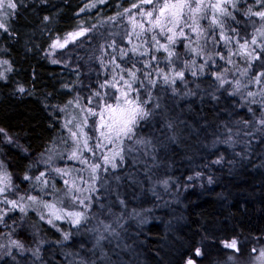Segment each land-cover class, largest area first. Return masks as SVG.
Listing matches in <instances>:
<instances>
[{
  "label": "trees",
  "instance_id": "16d2710c",
  "mask_svg": "<svg viewBox=\"0 0 264 264\" xmlns=\"http://www.w3.org/2000/svg\"><path fill=\"white\" fill-rule=\"evenodd\" d=\"M116 1L111 0L105 12H96L91 15L92 18L88 13L76 15L80 8L79 0H59L53 8L42 4L12 21L13 31L18 33L13 42L7 40L6 43L5 37H0V41L9 49L7 55L15 68L9 84H3L0 80V129L9 132L16 141L10 145H0V157L6 161L8 169L17 168L18 189L22 193H33L30 190L37 189L35 186L38 183L34 178L46 167L51 173L49 164L39 155L42 152L50 151L53 163L74 168L71 162H66L65 155L75 146L69 129L83 125L84 131L89 134L88 144L93 152H89L82 142L80 151L88 162L95 157V163H101L102 154H108L109 148L115 152L117 147H123V158L115 159L116 168L104 164L108 171L105 172L103 168L98 170L100 179L96 183L99 184V194L92 193L91 200H87L91 208L85 209L78 202L67 207L70 212L84 211L88 219L76 225L71 223L73 217L66 215V212L65 219L60 220L49 212L48 206L40 208L53 223H48L41 213H30L23 219L14 213L8 220L15 222L14 229L7 226L3 229L4 233L15 232L27 251L11 252V255L7 254L0 260V264H36L41 260L42 264H79L73 251L96 261L100 253L93 250L97 235L93 229L97 226L103 229L104 223H110L117 229L114 234L104 232L107 236L104 247L120 264H184L190 255L197 259L194 253L196 247L209 251L208 255L198 260L199 264H210L212 259H224L227 252L223 249L227 246L223 241H230L234 236L243 245L241 258L249 256L252 247L264 246V239H258L264 235V132L254 129V125L238 124L236 121L240 117L254 121L264 111V106L259 104L264 82L256 81L260 64L255 63V71L250 70L249 75L243 74L248 62L239 47L235 46V52L230 57L233 61L231 65L226 59L217 57L196 80L191 75L194 69L189 66L185 69L188 85L185 86L183 79L176 80L175 87L181 93L186 87L197 92V83L201 89L207 88L214 83L212 73L225 68L229 69L231 79L240 80L243 87L232 93L230 89L233 85L229 84L226 86L228 91L217 92L221 99L215 101L204 95L203 91L193 96L178 95L172 93L169 86L166 101L168 111L162 109L154 119L141 123L137 128V138L125 140L123 145L117 143L109 146L100 137V142L106 145L102 153L95 144L101 130L99 116L84 111L95 107L94 101L90 104L87 97L91 95V89H98L105 80L110 81L106 88L108 94L114 93L119 97V89L111 83L113 76L119 82L121 76H129L121 69L133 66L140 68L141 72L147 71L142 61L148 59V55L141 56L140 53L131 52V49L139 47L143 52V43L151 41L152 37L150 26L146 31H141L138 26L133 30L132 22L127 19L132 14L137 20L146 21L138 14L141 9H131L121 17L109 19L133 2L125 0L118 5ZM211 2L215 3V0ZM247 3L252 4L253 0H247ZM144 7L150 8L152 5ZM240 7L245 8L246 5L242 3ZM45 15L51 16V20H44ZM238 19L247 23V27L241 31L242 35L254 34L251 21H246L239 13ZM253 19L257 20L258 27V18ZM80 21L90 32L52 52L53 42L67 39L68 33L80 27ZM201 23L206 27L209 20L203 19ZM27 34L30 36L25 37ZM26 40L29 43H25ZM112 41H115L116 48H113ZM179 41L176 47L182 59L191 60L195 53L183 55L187 40L180 37ZM149 47H154V44L149 43ZM121 48L129 53L128 57L120 55ZM229 50H226L222 40L215 48L208 49L210 52H222L225 56ZM159 55L162 57L163 51ZM113 57L118 64H109ZM158 67L172 71L163 62ZM65 76L72 87L62 85ZM19 84L25 86L23 92L18 90ZM136 88L142 89V85L133 83L127 89L129 99H136L132 94ZM152 91L155 95H161L156 88ZM248 92L255 93L251 99L256 104L243 100ZM140 98H144L143 89ZM249 107L254 109V115L249 112ZM85 115L88 116L87 124H84ZM169 118L176 121L175 139H168L171 131L164 127ZM227 128L233 129V132H228ZM237 129L240 130L238 133ZM249 132L253 135H246ZM149 135L154 137L153 143H137V140ZM229 137H234V140L224 143ZM80 138L83 141L84 136ZM153 144L156 145L155 154H152ZM220 155L225 159L216 163V157ZM30 164L34 166L31 169L33 179L26 181L23 176ZM197 172L203 175L196 176ZM46 176L61 187L54 174ZM84 176L80 188L85 198L91 192L90 181H95L96 176L89 167ZM208 176L213 177L212 182H208ZM115 177H120V180L117 181ZM165 179L168 180L167 185L163 183ZM35 194L51 201L54 208V196L45 199L42 193ZM121 198L124 204L120 203ZM101 204L104 205L103 209ZM121 214L122 218L118 219ZM61 229L70 232L71 239L64 240ZM41 240L44 241L40 245L41 256L34 257L32 250ZM57 241L63 243L58 244ZM81 245L85 247L81 248ZM105 264L109 262L105 261Z\"/></svg>",
  "mask_w": 264,
  "mask_h": 264
},
{
  "label": "snow or ice",
  "instance_id": "6c2138e0",
  "mask_svg": "<svg viewBox=\"0 0 264 264\" xmlns=\"http://www.w3.org/2000/svg\"><path fill=\"white\" fill-rule=\"evenodd\" d=\"M242 3L246 5L245 8L240 7ZM145 5H152V7L145 8ZM93 6L95 5H86V7ZM23 7V0H0V29H3L5 33L14 36L18 35V33L13 31L14 25L12 21L17 17ZM131 9H141L138 13L139 16L147 18L146 21L144 19L137 20L134 15L129 14L127 19L132 22L133 30H135L137 26L141 31H146L149 26L152 30L151 41L143 43V52H141L139 47L131 49V52L140 53L141 56L144 54L148 55L149 58L142 61L143 65H145L148 70L141 72V69L135 66L128 69H121L129 73V76L127 78L121 76L119 82H117L115 76H113L111 83L115 85L116 89H119V97L115 96L114 93L112 95L108 94L106 88L110 81L107 80L103 81L98 89H91V95H89L87 99L90 104L94 101L95 107L86 108L84 111L86 113H92L94 116H99V127L101 130L99 136L95 140V144L102 150V153L106 150V145L100 142V137H102L109 146H115L117 143L123 145L125 140H135L137 138V128L141 123L154 119L155 116L160 114L162 109L168 111V104L166 101L168 97L167 89L169 86L171 87V92L178 95L193 96L203 91L204 95L210 96L215 101L221 99V97L217 95V92L229 90L226 87L227 85H233L230 89L232 93L237 92L239 88L243 87L240 80L231 79L229 69L225 68L221 72L212 73V76L215 78L214 83L207 88L201 89V85L197 83V92L194 93L191 88L186 87V90L181 93L180 90L175 87L176 80L177 78L183 79L185 86L188 85L189 81L185 78V69H188L189 66L194 69L191 75L193 79L196 80L201 72L209 68L211 62L217 57L226 59L230 65L233 64L230 57L235 52V46H238L248 62V67L243 69V74L249 75L250 70L255 71L253 65L259 63L260 68L259 71L256 72V81L264 82V0H253L252 4H248L247 0H215V3H212L211 0H140V3L132 4L128 8H124L123 12H118L109 19L121 17L123 14L129 13ZM80 11H83V9ZM238 13L243 15L246 21L252 22L254 34L251 36L247 33L241 34L242 29L247 27V23L238 19ZM253 17L258 18V27L256 26L257 20H254ZM206 18L209 20V23L205 27L201 23V20ZM44 20H51V16L45 15ZM83 24L84 22L80 21V27L67 35L71 36L72 39H76L79 36H84L85 33H89L90 29L84 27ZM237 24H239L240 27H233V25ZM185 29H187V31ZM160 34L163 35L161 36ZM180 37H183L188 42L183 55L186 56L195 53L191 60L182 59L181 52L177 50L176 45L180 42ZM130 39L131 37H129V40ZM221 40L224 42L226 50L230 49L227 56L222 52L208 51L209 47L215 48ZM54 43L59 44V40L54 41ZM67 43L68 41L65 40L64 44ZM149 43H153L154 47L150 48ZM112 45L113 48H116L115 41H112ZM104 51L106 52L107 49H104ZM161 51L164 53L162 57L159 55ZM153 53H157V55H153ZM120 55L128 57L129 53L123 52L121 48ZM101 59H103V57H101ZM161 62L168 65L172 71L169 72L158 67ZM4 63L11 67L10 60L5 61L0 59V64ZM112 63L118 64L115 57H113V60L109 61V64ZM237 71L239 72V69H237ZM138 73H140V75H138ZM0 76L7 79V76L2 72H0ZM133 83L142 85L144 91L143 99L140 98L141 88L132 90V94L136 97L135 100L129 99L127 89H130ZM159 85L163 87H159ZM67 87H72V85H67ZM153 88L160 91L161 95H155L152 91ZM18 90L23 92L25 86L19 84ZM254 96L255 93L248 92L246 96H243V100L246 103L251 100L252 104H256L257 102L251 99ZM261 97L259 104L264 106V92L261 93ZM112 100H116L117 102L110 103L109 101ZM76 103L79 105L78 99ZM173 103H175V101H173ZM249 112L254 115V109L252 107H249ZM87 123L88 116L85 115L84 124ZM236 123L248 126L254 125V129H259L260 132H264V111H262L260 117L255 118L254 121L245 120L243 117H240ZM175 124L176 121L171 118L165 121L164 127L171 131V136L168 137V139H175L176 137ZM226 130L230 133L233 132L231 128H227ZM0 131L5 132L4 138L6 141L9 143L16 142L12 135L6 133V130L0 129ZM79 131L82 132L84 136L82 141L83 146L86 147L89 152H93L92 147L88 144L89 134L84 131L83 125L80 126ZM236 131L238 133L240 130L237 129ZM69 132L77 141L75 148L71 152V156L76 160H80L81 154L77 151L81 146L80 136L77 135L76 132H73L72 129H69ZM161 135H163V133H161ZM246 135L252 136L253 133L249 132L246 133ZM153 140L154 137L149 135L147 138L137 140V143L140 145H147L153 143ZM233 140L234 137H229V139L224 140V143H230ZM247 143L250 144V141ZM55 147H59V145H55ZM25 151H27V149H25ZM107 151L108 154H102L101 163L89 165L91 173L96 176V180L90 181L92 188L88 196L81 198L76 194L75 189L78 185L74 180L71 181V187L65 190L64 194L66 196H74L85 209L91 208V203H86V200H91L92 193L99 194L97 192L99 184L96 183V181L100 179L98 170L103 168V170L107 172L108 169L103 167L104 164H111L112 168H116L117 164L115 163V159L123 158V147H117L115 152H112L110 148ZM155 151L156 145L153 144L152 154H155ZM39 155L44 159L46 164L54 162L51 158L50 151L42 152ZM224 159L225 157L223 155L217 156L216 163H220ZM84 160L87 162V157H84ZM33 167L34 166L30 164L29 170L25 171L23 179L26 181L33 179L31 175V169ZM64 171L65 169L63 168H54L50 173L49 169L46 167L45 170L39 172L34 179L37 183L43 182L47 185L50 181H48L46 174H60ZM195 175L202 176L203 174L197 172ZM115 179L119 181L120 177H115ZM11 180V171L7 168L6 161L0 157V195H3V203L11 204L12 210L20 209L22 213H26L29 208L37 206H48V210L51 212V201L43 200L40 196L35 194L27 195L21 193L17 199H9V196L4 194L7 192L8 186H12ZM207 180L208 182H212L213 177L208 176ZM105 182H107L106 177ZM64 183L68 185L70 182L65 180ZM163 183L167 185L168 180L165 179ZM42 191H46V189H42ZM81 191H83V189H81ZM117 195H119L118 191ZM120 203H125L122 198L120 199ZM100 207L103 209L104 205L101 204ZM9 211L10 209L7 207L0 209V218L4 217ZM111 211L112 209L109 208V212ZM68 215L73 217L71 223L76 225H80L82 220L88 219L84 211L70 212ZM41 217L47 218L44 216V213H41ZM64 218V216L59 217L61 220ZM120 218H122V214L121 217H118V219ZM21 219H23V217H21ZM2 222L3 220L0 219V223ZM48 223H53L51 218H48ZM13 225L15 226V222H13ZM61 231L63 232L64 240L71 239L70 232H64L63 229H61ZM93 231L97 233L95 242L93 243V250H99L100 256L97 257L96 261H92L73 251L72 254L76 256L79 264H97V261H99V264H105V261H108L109 264H120L119 260L113 259L109 250L104 247V242L107 240V236L104 235V232L107 231L114 234L117 229L112 227L110 223H104L103 229L97 226ZM258 239H264V235H261ZM43 243L44 241L41 240L39 244L33 248L34 257L41 256L40 245ZM56 243L62 244L63 241H57ZM11 244L17 246L21 252L27 251L24 243L19 239H13ZM223 244L227 246V248L223 249V251L227 252V255L223 260L219 258L210 260V264H245L241 259L243 255V245L235 236L232 237L230 241H223ZM84 247V245H81V248ZM194 253L197 254L198 259H203L209 254V251H206L203 247H196ZM8 254L11 255V251H9ZM95 254V251H93L94 256ZM36 264H42V260L36 261ZM184 264H197V261L190 255L184 261ZM247 264H264V246H254L250 249Z\"/></svg>",
  "mask_w": 264,
  "mask_h": 264
},
{
  "label": "rangeland",
  "instance_id": "374dc122",
  "mask_svg": "<svg viewBox=\"0 0 264 264\" xmlns=\"http://www.w3.org/2000/svg\"><path fill=\"white\" fill-rule=\"evenodd\" d=\"M59 0H23V4L24 7L21 9V11L18 13L17 17H15L13 20H18L19 15L26 13L27 10H34L35 8H37L39 5L42 4H46L49 5L50 7H54L56 5V2ZM111 0H79L80 3V8L78 10V12L76 13V15H80L83 16L85 14H89L90 17L92 18V14H95L97 12V14H101L103 12H105V7H107L108 3ZM125 0H117V4L121 5ZM128 1H133L132 4H137L140 3V0H128ZM67 2V1H66ZM89 4H93L95 6L93 7H86V5ZM104 7V8H102ZM81 9H83V11H80ZM146 18V17H145ZM147 19V18H146ZM81 20V19H80ZM30 35L27 34L28 37ZM0 37H5V41L7 43V40L10 42H13L12 40H14L17 35H12V34H8L5 33L3 29H0ZM1 40V38H0ZM68 41V43L73 40L71 38V36H68L67 39H65ZM65 40H59V44H56L53 42L52 44V52H56L58 48H60V45H65L64 41ZM29 40H26L25 43H29ZM57 41V40H55ZM9 50V49H8ZM6 46L0 41V59L2 60H10L11 61V67H9L8 64L4 63V64H0V72L4 73L7 76V79H4L3 76H0V80L2 81L1 83L3 84H9L10 82V75L12 74V72L15 70L14 65L12 64V60L11 58L7 55L8 52ZM243 80V78H241ZM63 86L66 88H70L67 87V85H71L69 82L70 81H66V76L63 78ZM73 129V128H72ZM73 132H76L77 135L79 136H83V133L79 131V126H77V129H73ZM7 134L11 135L9 132L6 131ZM5 132H2V136L0 137V145H10L11 143H9L8 141L5 140ZM70 138L71 141L75 143V146L77 144V141L75 140V138L72 136V134H70ZM81 141V138H80ZM82 142V141H81ZM72 147L70 150L67 151L66 158L67 161L66 162H71L74 166V168L68 167V166H60L56 163H51L49 164L50 170L54 169V168H63L65 169V171L63 173L60 174H54L55 177L54 179L58 178V180L61 183V187H57L56 183L51 180L49 184L45 185L43 182H39L38 185H36L35 187L37 189L35 190H30L33 193H25L27 195H32L35 193H42V195H45L43 198L45 199H50L51 196L55 198V206L54 208L52 207V214L59 219L60 216H64L65 217V213H70V211L67 210V207L71 204H73V202H78L74 196H66L65 190L66 188H70L71 187V181H76V184L78 185V187L75 189V192L77 195H79L81 198H84V191H81L82 188H80L81 186H83L82 181L85 180V176L84 173H86V168L89 167L90 164L95 163L94 158H92V161H87L85 162L84 157L81 156L80 160H76L75 158H73L71 156V152L72 150L75 148ZM82 150V144L81 146L77 149V151L80 153V151ZM81 154V153H80ZM56 159V158H53ZM68 164V163H67ZM70 165V164H69ZM11 174H12V180H11V185L12 186H8V190L4 195H8L9 199H17V197L22 193L21 190L18 189V175L16 172L17 168H12L10 169ZM68 180L70 183L68 185H65L64 181ZM49 181V180H48ZM82 183V184H81ZM35 184L34 180H32V185ZM42 189H46V191H42ZM36 195V194H35ZM50 195V196H48ZM44 200V199H43ZM79 203V202H78ZM87 203V200H86ZM80 204V203H79ZM81 205V204H80ZM83 206V205H81ZM3 207H7L10 209V211L8 213L5 214L4 217L0 218L3 220L2 223H0V260H2L8 253L9 251L11 252H20L19 249H17L18 247L15 245L11 244V241L13 239H18L17 235L15 234V232H8L9 234L4 233L5 231L3 230L4 228H6L7 226H11L12 229H14V225L13 222L8 221L9 219H11L12 215L15 213L19 214V217H23L26 216L30 213L34 214V213H43L41 211L40 206L37 207H31L28 209V211L26 213H22L20 209H15L12 210V205L11 204H4L3 203V195H0V209H2ZM82 211V210H81ZM75 212V211H74ZM66 213V215H68ZM65 219V218H64ZM46 220L48 221V218H46ZM61 220V219H60ZM63 220V219H62ZM33 226V225H32ZM16 235V236H15ZM248 257L249 256H245L242 260L245 262V264H247L248 262ZM197 261V264H199V259H195Z\"/></svg>",
  "mask_w": 264,
  "mask_h": 264
}]
</instances>
